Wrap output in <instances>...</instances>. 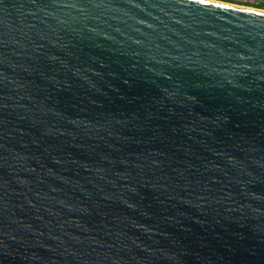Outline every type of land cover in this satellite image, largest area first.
Segmentation results:
<instances>
[{
	"label": "water",
	"instance_id": "water-1",
	"mask_svg": "<svg viewBox=\"0 0 264 264\" xmlns=\"http://www.w3.org/2000/svg\"><path fill=\"white\" fill-rule=\"evenodd\" d=\"M0 264H264V12L0 0Z\"/></svg>",
	"mask_w": 264,
	"mask_h": 264
},
{
	"label": "rangeland",
	"instance_id": "rangeland-1",
	"mask_svg": "<svg viewBox=\"0 0 264 264\" xmlns=\"http://www.w3.org/2000/svg\"><path fill=\"white\" fill-rule=\"evenodd\" d=\"M215 1H219V0H215ZM219 2H224V1H219ZM224 3H227V2H224ZM241 3H244V4L241 5ZM228 4H234V5H239V6H244V7H250V8H253V9H257L256 7H251V6H248V5L255 4V6H256L258 4H261V1H259V0H234V3H228ZM258 10H263V9H258Z\"/></svg>",
	"mask_w": 264,
	"mask_h": 264
},
{
	"label": "bare ground",
	"instance_id": "bare-ground-1",
	"mask_svg": "<svg viewBox=\"0 0 264 264\" xmlns=\"http://www.w3.org/2000/svg\"><path fill=\"white\" fill-rule=\"evenodd\" d=\"M208 1H210L212 3H218V4H221V5H228V6L235 7V8H242V9H248V10H251V11L264 12V10H258V9H253V8H249V7H244V6L228 4V3L219 2V1H215V0H208Z\"/></svg>",
	"mask_w": 264,
	"mask_h": 264
},
{
	"label": "trees",
	"instance_id": "trees-1",
	"mask_svg": "<svg viewBox=\"0 0 264 264\" xmlns=\"http://www.w3.org/2000/svg\"><path fill=\"white\" fill-rule=\"evenodd\" d=\"M219 1H224V2H227V3H234V0H219ZM259 1H261V4H258L256 6H255V4H251V5H248V6L256 7L257 9H263L264 10V0H259ZM243 4L244 3H241V5H243Z\"/></svg>",
	"mask_w": 264,
	"mask_h": 264
}]
</instances>
